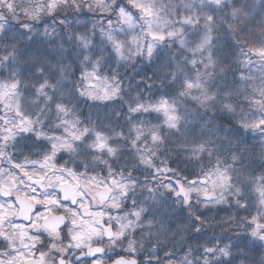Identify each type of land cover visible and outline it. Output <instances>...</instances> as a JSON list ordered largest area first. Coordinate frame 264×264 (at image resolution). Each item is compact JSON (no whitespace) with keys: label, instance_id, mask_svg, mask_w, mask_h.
<instances>
[{"label":"snow or ice","instance_id":"1","mask_svg":"<svg viewBox=\"0 0 264 264\" xmlns=\"http://www.w3.org/2000/svg\"><path fill=\"white\" fill-rule=\"evenodd\" d=\"M0 264H264V0H0Z\"/></svg>","mask_w":264,"mask_h":264},{"label":"trees","instance_id":"2","mask_svg":"<svg viewBox=\"0 0 264 264\" xmlns=\"http://www.w3.org/2000/svg\"><path fill=\"white\" fill-rule=\"evenodd\" d=\"M150 74L151 73L149 72V75ZM77 75H79V74L77 73ZM88 103L90 104L91 102H88ZM81 108L83 109L84 114L87 115L88 112H89V108L86 105H84V104H81ZM104 111L105 110H104L103 106L101 105V108L99 109V115H100L101 119H103ZM92 112H93V118L95 119L97 110L96 109H92ZM221 215H225V213L221 212ZM160 255L163 257V252H161ZM259 255H260L259 252L254 253L253 256L250 257V259H258ZM182 256H183V251L179 247H177L174 259H180ZM141 260H143V257H141Z\"/></svg>","mask_w":264,"mask_h":264},{"label":"flooded vegetation","instance_id":"3","mask_svg":"<svg viewBox=\"0 0 264 264\" xmlns=\"http://www.w3.org/2000/svg\"><path fill=\"white\" fill-rule=\"evenodd\" d=\"M141 259V258H140Z\"/></svg>","mask_w":264,"mask_h":264}]
</instances>
